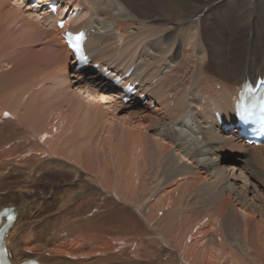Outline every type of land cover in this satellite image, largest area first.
Here are the masks:
<instances>
[{
  "label": "bare ground",
  "instance_id": "bare-ground-1",
  "mask_svg": "<svg viewBox=\"0 0 264 264\" xmlns=\"http://www.w3.org/2000/svg\"><path fill=\"white\" fill-rule=\"evenodd\" d=\"M56 2L54 15L45 6ZM67 29L88 32L85 49L91 68L98 64L124 78L134 67L127 79L138 84L131 105L122 103V94L100 72L91 78L88 70L85 75L77 72L71 83L76 62L60 37ZM17 32L22 33L18 39ZM172 40L176 43L169 46ZM20 46H39L44 52L40 73L16 62ZM180 48L188 57L178 62ZM258 78H264V0H0V172L13 168L42 177L48 165L62 169L57 157L75 163L68 168L74 181L53 177L46 192L35 197L37 203L0 193V213L14 208L16 215L7 239L14 261L264 264V225L254 217L245 213L237 221L234 239L225 227L217 228V221L230 222L228 197L198 226L191 211L183 210L182 195L193 185L180 177L187 174L184 169L172 174L179 179L159 180L154 186L143 172L147 163L152 170L165 162L171 151L200 169H219L230 160L234 164L228 170L218 171L224 176L220 185L229 193H241L243 180L231 175L239 171L257 176L264 146L244 144L238 128L226 135L225 125L236 122L234 104L241 85L255 84ZM143 95L146 105L139 100ZM85 107L103 113L99 119L92 116L93 129L81 137L74 124ZM97 128L101 135L95 140ZM83 173L93 182L81 178ZM44 205L58 214L57 222L40 230L43 219L36 218L47 210ZM139 208L154 231L168 232L175 225L173 240H181L186 254H153L149 232H139ZM232 208L237 209L234 204ZM208 239L212 245L206 249Z\"/></svg>",
  "mask_w": 264,
  "mask_h": 264
},
{
  "label": "rangeland",
  "instance_id": "rangeland-1",
  "mask_svg": "<svg viewBox=\"0 0 264 264\" xmlns=\"http://www.w3.org/2000/svg\"><path fill=\"white\" fill-rule=\"evenodd\" d=\"M35 4H37V3H35ZM32 7H34V5H32ZM35 7H37V6H35ZM34 11H35V9H34ZM207 19L209 21H211L212 17L211 18L209 17ZM49 24L51 25V23H49ZM159 25H164V24L159 23ZM12 26L13 25L9 26V29H12ZM211 28H212V26L209 27V25H208L206 30L211 32ZM17 34L20 36L22 33L20 34L17 32L16 35H14V37L16 39L19 38V36ZM246 37H247V35H246ZM62 40H63V38H62ZM172 41L169 44V46H172L173 44L176 43V40L173 42ZM17 42H18V40H17ZM120 42H122V41H120ZM250 42H252V38L250 39ZM30 47L31 48H28V49H26L22 46L17 47V48H20L22 53H21V56L19 54L18 56L15 57V59H16V62H19V60L26 62L28 69L29 70L32 69L31 72L33 71V69L36 70L38 68L37 69V74H38V72H39L38 70L41 71V69L44 66V61H43V53L44 52L40 51L39 46H33V47L30 46ZM182 50L183 49L180 48L179 57L176 58V60L178 62H181V60L185 61L186 60L185 58L188 57L187 52L185 51L183 53ZM24 54H25V56H24ZM19 56H20V58H19ZM21 57H23V58H21ZM183 57H185V58H183ZM165 58H166V56H165ZM29 60H30V63H29ZM206 62H207L206 64H208V62H210L209 59H207ZM208 65L210 66V63ZM75 73L77 74V71H75V69H74L73 71H71V74H70V81H71V83L73 82V84L75 83V79H74ZM207 76L211 77V78L213 77L211 74H208ZM156 81H154L153 83H155ZM46 87H49V86L46 85L45 88ZM212 89L218 93L221 92L220 87H217V88L212 87ZM170 99H171V97H170ZM99 103H101V101H99ZM102 103H104V102H102ZM105 107L106 106L103 105L102 109L107 108V107L106 108ZM172 107H173V105H172ZM86 110H88V107L83 108L82 114L79 117H77L78 119L76 118V122L74 124L75 128H77L79 133H80L79 136H81V137L83 135L89 134L90 130L93 129L94 121L92 120L93 119L92 116H94L96 114V117L98 115L97 118L99 119L103 113L100 110L98 112H95V113H93L92 111H86ZM127 113L128 112H125L123 114V116L128 115ZM116 116L117 117L119 116L121 118L123 117L120 114L116 115ZM95 132H94V139L96 140V139H99V137L101 135V131L99 130V128H97ZM226 135H231V134H230V132H227ZM169 155H170V157H169ZM169 155H168V159L165 162H161V164L159 163V166L156 165V166L152 167L153 168L152 170L150 169V164L147 163V166H149V167H147V169H145V171H143V172H144V174H147L148 180L147 179L146 180L148 181V183L151 186H154L159 180H163V181L165 180L166 181V180H168V178H171V181H169V183H171L174 178H175L174 180H177L180 177H183L184 181H186V182L189 180L193 181V185H188L187 190L185 191L184 195H182L183 196L182 197L183 210L186 213L191 211L190 215H191L192 223L198 224V226H199V224L202 222L204 215L207 212L212 211V208L213 209L219 208L223 204L222 200H223V196H225V197L229 198L228 215L230 217V222L229 223L228 222L227 223L226 222L220 223L217 221V228L219 230H221V228L223 229V227H225L227 234L230 235L234 239L236 233L238 232L237 221L239 219L241 220V218L245 215V213L249 216L254 217L257 221H259V223L261 225H264V181H263L264 180V168H263L264 163H262L263 165L260 164V168L258 169L260 173L257 172L258 177L256 175H255V177L253 176L254 179L252 177H250L246 172H245V174H244V172H240L238 174L239 171L234 172L231 176L232 177L237 176L243 180V183H241L243 186V190L241 189V193H229L228 191H225L221 188L220 183H221V180H223L224 176H220L218 174V171L220 169H224L225 171L228 170L227 169V168H229L228 166L233 165L234 162H232L230 160H225L223 162V164L220 165L221 167L219 169H217V168L212 169L211 168V170H210V168H209L207 170L206 168L200 169L201 167H198V166L195 167L196 164H193V163L189 164L187 161H184V158H182V157H180V155L176 154L175 151L174 152L171 151V153H169ZM55 162L62 164V169H57L54 166L48 165L49 168L45 171V173L42 177H38L37 175H34V173L30 174V175H29V173L28 174L27 173L22 174L21 172H16V170L13 168L9 169V171L0 172V175H3V176H0V193L8 192V193H11L15 196H21L22 195L24 198L32 200L33 203H37L38 199L35 197L41 196L40 194H42V192H46V190L48 189V186H49V181L51 179H53V180L57 179L58 181H61L62 177L60 178V176H63L65 178L67 177L69 182H73L75 177L73 176L72 172L70 170H68V168H70V163L74 164V165H75V163L69 161L66 158H61V157H57L55 159ZM238 167H241V165H238ZM165 168H166V170H165ZM180 168L184 169L183 172H186L187 174L183 173V174H181L180 177L175 176L173 178L172 174L175 173V171H177V170H179L181 172ZM156 169H158V170H156ZM159 170H160V173H159ZM155 171H156V173H155ZM199 171H200V174H199ZM55 173H57V174H55ZM163 176H164V179H162ZM80 177L83 179H86L88 181L90 180V182H93L92 178L90 176H87L84 173ZM200 177H202L203 179ZM24 179H25V181H24ZM152 179H154V180H152ZM244 186H248L247 188L249 189V191L245 190L246 188ZM254 190H256V191H254ZM250 193H252V194H250ZM238 194L240 196H238ZM220 203H221V205H220ZM233 204L236 205V207H237L236 210H234L232 208ZM43 208L47 209L48 206L44 205ZM232 209H233V211H232ZM141 211H142V209H141ZM234 211H236V212H234ZM142 212H144V211H142ZM53 213H55L54 210L49 208L46 211H44L43 213H40V214H42V216L40 218H36V221H41L43 219V222L41 221L43 223V227L40 230H45V229L49 228L51 225L56 224L57 221H55V219H56V216L58 214L56 213V215H55ZM236 213L238 215H237V218L234 219V215ZM142 215L140 214V208H139V232H140V230L149 232V234H150L149 243L151 245L150 248H151V251H153V254H161L164 256V258H167L165 256L166 254H179V253L186 254L187 248H186V246L182 245L181 240H179V239L173 240L174 239L173 230L176 227L175 225H172V229L170 228L168 232H165L163 230H160V228H158L160 231L159 232L156 226H155L156 230L154 231L153 228L150 225H148V223L145 222ZM261 220H262V222H261ZM176 221H178V220H176ZM142 223H143V225H142ZM202 223H204V221ZM186 226L187 225L185 224V227ZM170 233H171V235H170ZM169 235L172 237H170ZM139 245H140V242H139ZM207 245H206V249H209V247H211V245H212V241H210L208 239ZM181 246H183V247L181 248ZM152 248L154 250H152ZM141 251L142 250H139V254H143V252H141ZM177 252H179V253H177ZM139 264H146V262L139 260Z\"/></svg>",
  "mask_w": 264,
  "mask_h": 264
}]
</instances>
